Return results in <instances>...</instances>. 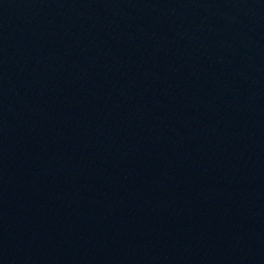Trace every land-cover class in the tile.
I'll list each match as a JSON object with an SVG mask.
<instances>
[{"label": "water", "instance_id": "water-1", "mask_svg": "<svg viewBox=\"0 0 264 264\" xmlns=\"http://www.w3.org/2000/svg\"><path fill=\"white\" fill-rule=\"evenodd\" d=\"M0 264H264V0H0Z\"/></svg>", "mask_w": 264, "mask_h": 264}]
</instances>
